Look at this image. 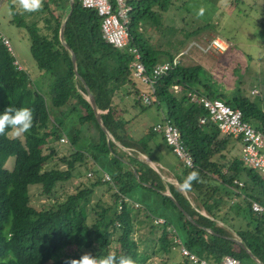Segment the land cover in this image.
<instances>
[{
  "label": "trees",
  "instance_id": "16d2710c",
  "mask_svg": "<svg viewBox=\"0 0 264 264\" xmlns=\"http://www.w3.org/2000/svg\"><path fill=\"white\" fill-rule=\"evenodd\" d=\"M129 4V43L124 49H115L104 42L99 16L95 11L83 8L79 0H74L72 12L64 24V35L72 48L77 71L102 112L103 125L122 147L132 150L130 155L113 142L109 141L107 145L92 110L82 97L83 87L71 71L69 57L57 32L58 16L67 7L68 0H40L39 11L44 13L43 30L36 22L24 25L30 40V56L37 72L41 75L50 72L59 60L66 67L63 76H55L49 84L47 93L33 83L26 71L16 68L13 62L20 64L15 55H10L0 42V111L26 107L31 109L33 115L31 127L22 135L11 137L9 128L0 133V264H68V261L78 260L83 254L94 256L98 261L109 254L114 257L124 255L133 264H145L156 253L161 252L167 256L172 253L174 243L170 239V227L175 229L189 251L214 264H219L224 256L233 257L240 264H254L230 240L232 234L225 227L201 215L188 204L189 200L198 210L203 209L207 216L215 219L218 217L216 212L220 210H225L229 215L234 198L242 217L235 216L231 222L241 218L240 223L244 226L235 228L231 225V230L264 263V211L257 214L250 208V203L254 201L264 210V179L253 169L244 166L239 156L230 154V143L239 140L223 136L208 119L206 111L191 102L187 93L221 100L230 108L240 110L242 120L262 132L264 111L259 104L235 94V88L230 89L233 92L224 90L220 86L222 81L214 78L201 65H184L182 60L172 70L157 78L154 86L155 100L143 106L137 97V83L129 69L133 60L130 48L137 49L147 73L154 65L171 61L180 52L162 61L158 60L152 46L138 32L143 21L156 19L155 9L166 11L167 0H130ZM203 29L198 28L190 36L197 35ZM48 106H68L69 112L81 109L79 122L91 125L98 135L88 149L71 150L70 155L58 159L65 165V169L47 167L57 156L52 143L62 144L59 139L62 134L65 135L61 122L55 123L52 120ZM150 106L159 109L160 106L165 107V111L160 110V118L162 114L164 119L177 128L192 158V168L181 163L177 182L182 185L190 173H197V178L190 181V186L183 188L188 199L179 189L170 185L169 193L196 224L211 230L215 235L207 234L189 223L173 202L160 193L164 192L165 183L156 171L138 160V154L151 160L153 143H150L149 138L156 133L149 128L144 138H135L131 121ZM134 109L138 111L133 114ZM200 117L206 118L205 124L198 123ZM65 138L67 143L63 145H75L79 140V130L74 129L72 137ZM158 139L178 159L165 143L162 134ZM46 150L49 152L46 153ZM9 157H14L11 170L5 168ZM99 160L106 162L111 171L101 170ZM79 165L89 169L87 176L91 179L88 185L47 209L37 210L29 204V186H38L41 194L48 199L58 184L68 181L74 171L80 174ZM90 165H98L100 169H93ZM104 175L109 180H104ZM234 181L241 182L242 186L239 187ZM99 187L110 191L111 203L102 207V202L97 199L98 203L94 205L100 210L95 211L89 203ZM150 197L160 201L165 217L164 223L157 225L160 234L156 239V251L146 254L138 252L132 233L134 226L143 222L138 220V216L147 212L154 216ZM144 218L150 226L156 225L151 216L146 215ZM220 222H225V219L221 218ZM112 237H116L117 247L109 253L108 246ZM94 245L99 248L95 254L82 253L60 258L61 251L66 247L89 250ZM161 264L189 262L186 259L173 262L168 257Z\"/></svg>",
  "mask_w": 264,
  "mask_h": 264
},
{
  "label": "rangeland",
  "instance_id": "374dc122",
  "mask_svg": "<svg viewBox=\"0 0 264 264\" xmlns=\"http://www.w3.org/2000/svg\"><path fill=\"white\" fill-rule=\"evenodd\" d=\"M167 2L166 11L155 9L156 19L143 21L138 31L142 39L152 46L158 60L162 61L180 52L183 55L181 60L184 65H201L214 78L222 81L220 86L224 90L229 91L235 88L237 90L235 94L238 93L240 96L246 97L260 106L262 105L261 107L264 109V0H167ZM43 14L39 9L35 11L23 10L19 0H0V31L9 39L15 59L22 65L24 58L32 61L29 35L24 25L36 22L37 26L43 30ZM201 27L205 29L198 32L197 35L190 36V33ZM212 37H218L224 41L227 44V50L222 54L201 53L197 46H202ZM65 69L63 61L59 60L50 72H43L41 76L36 74V70L27 71L25 68L23 70L29 74L33 83L42 92L47 93L49 84L52 83L55 76H63ZM231 90L230 92H233ZM160 108L157 106L146 108L144 112L142 111L140 115L134 117L131 125L144 123V129L147 130L152 122V117L156 120L160 110L165 111V107L160 106ZM48 110L55 123L61 122L62 130L67 137H72L74 129L79 130V140L73 146L52 143L57 156L47 164V167L65 169V165L58 159L70 155L71 150L88 149L98 135L91 125H82L79 122L81 109L77 108L69 112L68 106L63 108L48 106ZM137 111L134 109L133 114ZM9 135L14 137L12 131ZM65 135L62 134L61 137H66ZM48 152L46 150V153ZM230 154L237 155L236 150L232 149ZM99 162L102 164L101 170L104 169V172L111 171V167L106 162L102 160ZM13 164L14 157H9L5 163V168L11 170ZM91 166L93 169H100L98 165ZM78 167L80 174L74 171L73 176L68 181L58 184V188L48 199L41 194L38 186H29V204L37 210L47 209L54 203L63 201L67 195L88 185L91 179L87 176L89 169L86 170V167L82 165ZM97 199L102 202V207H106L111 203L110 191L103 187L94 191L89 205H92L95 211L100 210L94 205L98 203ZM150 203L152 204L153 201ZM151 204L153 217L165 214V212H160L162 210L160 205L158 206L159 211H156V207L151 206ZM168 215L169 213L166 214V217ZM142 216H138V220H143L144 223L134 226L132 237L137 242L139 253L150 254L152 251H156V239L160 234L159 229H157L159 225L150 226L149 221ZM223 223L231 227V225H237L238 222L233 223L225 219ZM238 225L244 226L243 223ZM116 247V237H112L108 246L109 253L113 252ZM98 251L97 245L89 250L69 246L61 251L60 258L82 253L95 254ZM168 257L173 262L179 261L178 254L172 253L167 256L159 252L153 258L148 259L145 264H161Z\"/></svg>",
  "mask_w": 264,
  "mask_h": 264
},
{
  "label": "built area",
  "instance_id": "2783aa9c",
  "mask_svg": "<svg viewBox=\"0 0 264 264\" xmlns=\"http://www.w3.org/2000/svg\"><path fill=\"white\" fill-rule=\"evenodd\" d=\"M130 0H79L81 6L88 10H93L100 18V33L105 43L115 49H124L128 46L129 38L127 32L128 13L131 10ZM0 42L8 53L14 56L10 41L0 31ZM203 54L217 53L222 54L227 50V44L218 37H212L202 46H197ZM129 52L133 60L129 64L132 78L137 83L139 89L138 99L144 104L149 105L155 100L154 86L158 77L167 71L176 67L183 56L181 53L176 55L171 61H165L154 65L147 73L141 61L140 54L135 47H131ZM13 64L17 69H21L17 61ZM176 89V87H173ZM191 102L201 106L207 113L208 119L216 126L223 135L231 138H237L242 146L240 160L246 167L253 169L260 177L264 179V132L255 129L250 123L242 120V114L238 109H232L219 99H208L194 93H187ZM206 118L200 117L198 123L205 124ZM152 132L162 134L165 143L171 148L181 163L192 168L193 162L189 153L186 151L180 134L169 120L164 119L161 114L160 122L151 127ZM61 143H67L65 137L59 139ZM89 175V174H88ZM104 180L109 178L104 175ZM239 187L242 183L234 181ZM236 198L233 199L235 201ZM251 211L257 214L263 213V208L256 202L250 203ZM156 223H163L157 219ZM172 241L179 254L190 264H212L209 261L197 256L189 251L179 240L175 232L171 231ZM220 264H240V262L230 256H225L220 260Z\"/></svg>",
  "mask_w": 264,
  "mask_h": 264
},
{
  "label": "crops",
  "instance_id": "0c3cea01",
  "mask_svg": "<svg viewBox=\"0 0 264 264\" xmlns=\"http://www.w3.org/2000/svg\"><path fill=\"white\" fill-rule=\"evenodd\" d=\"M59 17V16H58ZM22 59V58H21ZM22 62H23V65L20 64L21 68L22 69H26L27 71H33V70H36V74H39L37 72V69L34 65V63L32 61H29L28 59L24 58L22 59ZM41 75V74H39ZM260 106V105H259ZM262 106V105H261ZM260 106V108L264 111V109ZM158 115V114H157ZM160 114L158 116V118L156 120H154V118L152 117V122L150 124V126L148 127L151 128V126H153L155 123H157L159 120H160ZM144 122V121H143ZM143 124V125H142ZM144 123H139L137 125H132L131 129H132V135L135 137V138H144L147 130L144 129ZM160 138V134H155L154 137L150 136V143L152 144L151 145V148H152V151H151V160H149L147 157L141 155V154H138V160H140L141 162H144L146 164H148L150 167H152L154 169V171H156V173L158 174V176L160 177V179L165 183L164 185V192H160L162 195L163 193H169V188H168V185L176 188V189H179L180 192L182 193V195H184V197L187 198V195L184 191V189L181 187V185L177 182V176L178 174H180V169L182 168V164H181V161H179L173 154L172 152H170L167 147H165L162 142L159 141ZM155 144H159V146H155ZM120 148V147H119ZM230 148L232 149H235L236 150V154L237 156L240 157V150L242 151L241 148V144L239 141H232L230 143ZM121 149V148H120ZM124 153H127L130 155V152L132 150L130 149H121ZM170 194V193H169ZM188 199V198H187ZM150 202L153 201V203L151 204L154 205L156 207V211H159V208L158 206L160 205V201H158L157 199H152L150 197ZM188 204L194 209L196 210L198 213H200L201 215L209 218L210 220L214 221L215 223H217L218 225L220 226H226L225 228L233 235H236L235 232H233L231 229V227H228V224H225L223 222H220V219L223 218V219H228L230 221H232V219L236 216V217H242V213L240 211V208H238V204H237V200H235L233 203H231V207H230V210H229V215H227L225 213V210H220V211H217L216 214H217V218L213 219L212 217L210 216H207L205 214V212L203 211V209L201 210H198L194 204L188 200ZM160 212L164 213L165 211H162L160 210ZM236 214V215H235ZM146 215H149L151 216L153 219H162L164 220V215H159V216H156V217H153V215H151L150 213H146V214H143L142 218H144ZM237 219H240L238 220L237 222V225L235 224V228L236 227H239L238 224H240V221H241V218H237ZM234 223V222H233ZM158 229V228H157ZM160 231V230H159ZM172 253L173 254H178V257H179V260H182L180 254L178 253L177 249H172ZM171 253V254H172Z\"/></svg>",
  "mask_w": 264,
  "mask_h": 264
},
{
  "label": "clouds",
  "instance_id": "9594fccd",
  "mask_svg": "<svg viewBox=\"0 0 264 264\" xmlns=\"http://www.w3.org/2000/svg\"><path fill=\"white\" fill-rule=\"evenodd\" d=\"M19 4H20V7L26 11H35V10L40 8V0H19ZM32 121H33V115H32V111L30 108H26V107H22L19 109L6 108L3 111H0V133H4L5 129L9 128L12 131V135L14 137L20 136L23 133H25L31 127ZM196 178H197V173L195 171H193L192 173H190L187 176L185 181L182 183L181 187L182 188H188L190 186V181H192ZM233 202L234 201L232 200L231 203H233ZM156 220L157 219H154V223L156 225H162L164 223V220H162V219H160V220H162L163 223H156L155 222ZM172 230L176 234L175 229L173 227H170L169 232L171 235L170 236L171 240H172V236H173V234L171 232ZM173 249H177V248L174 246ZM181 258L184 259L182 256H181ZM201 258H203V257H201ZM209 262L214 264L212 261H209ZM68 264H133V262L130 258H128L127 256H124V255H121L119 257H114V255L109 254V255H106L105 257H103L102 259H100L98 261L94 256H90L89 254H83L80 256V258L78 260L73 259V260L68 261Z\"/></svg>",
  "mask_w": 264,
  "mask_h": 264
},
{
  "label": "water",
  "instance_id": "95a60500",
  "mask_svg": "<svg viewBox=\"0 0 264 264\" xmlns=\"http://www.w3.org/2000/svg\"><path fill=\"white\" fill-rule=\"evenodd\" d=\"M73 5H74V0H68L67 7L63 10V12L59 15V17L57 19V24H58L57 32H58L59 40H60L61 44L64 46V48L66 49L67 55L69 57L71 71L73 73V76L81 83V85L83 87L84 93H82V97L86 100V102L88 103L90 109L92 110V113L94 115V118H95V121H96L98 127L100 128V130L105 135V139L107 141V145H108V142L110 141V142H113L116 146H118V147H120L121 149L124 150L126 148L122 147L116 140H114V138L110 135V133L106 130L105 126L103 125V122H102V119H101L102 112L97 108L95 100H94V97H93L91 91L89 90V88L87 87L85 81L83 80V78L81 77V75L77 71L75 58H74V54H73L72 48H71L67 38L64 35V24H65V21L67 20V18L69 17V15L72 12ZM123 162L127 163L125 160H123ZM163 195L167 196L173 202V204L177 207V209L179 211H181V213L183 214V216L185 217V219L189 223H191L194 226L199 227L200 229L205 231L207 234L215 235L211 230L206 229L203 226H200V225L196 224L192 220V218L186 212H184L182 210V208L178 205V203L171 196V194L163 193ZM230 240L233 243H235L237 246H239L246 253V255L249 257V259L254 264H264L256 256H254V254L247 248V246L242 242V240L237 235L233 234L232 237L230 238Z\"/></svg>",
  "mask_w": 264,
  "mask_h": 264
}]
</instances>
